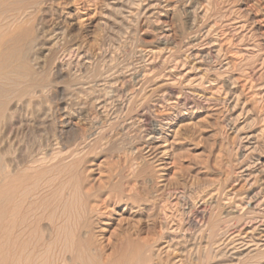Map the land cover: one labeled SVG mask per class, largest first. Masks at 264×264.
Segmentation results:
<instances>
[{
	"label": "rangeland",
	"instance_id": "374dc122",
	"mask_svg": "<svg viewBox=\"0 0 264 264\" xmlns=\"http://www.w3.org/2000/svg\"><path fill=\"white\" fill-rule=\"evenodd\" d=\"M100 1L58 0L50 12L37 14L36 23L60 27L50 40L34 33L38 39L32 56L38 62L32 79L46 80L49 87L33 100L28 94L29 109L20 103L28 101L27 95L11 100L5 117L9 130H3L5 124L0 132L6 134L0 144L5 157L18 160L35 146L60 154L72 151L67 167L54 172L49 194L52 203H66L73 232L96 217L83 210L79 191L91 192L96 198L91 205L100 204L96 195L103 199L113 187L123 191L126 202L100 209L108 227L103 262L127 237L153 242L164 231L161 226L179 225L182 209L193 202H203L217 217L228 213L231 229L249 224L254 213L263 214L264 0H198V5L191 0L124 5L119 0L113 20L106 16V1ZM139 5L151 9L142 13ZM190 8L197 13L195 22ZM122 10L130 14L127 23H122ZM70 40L83 41L87 54L68 48ZM56 63L61 73L54 70ZM76 78L89 83L86 93L91 96L72 90ZM99 98L109 100L106 112L98 110ZM38 113L45 118L42 122L35 120ZM155 131L161 136L156 149L148 146ZM245 132L257 142L256 149L246 148ZM165 148L169 151L160 156ZM250 163L249 171H242ZM251 195L258 198L257 208L251 203L242 208L239 202ZM66 258L65 264H81L71 262L70 253Z\"/></svg>",
	"mask_w": 264,
	"mask_h": 264
},
{
	"label": "bare ground",
	"instance_id": "6f19581e",
	"mask_svg": "<svg viewBox=\"0 0 264 264\" xmlns=\"http://www.w3.org/2000/svg\"><path fill=\"white\" fill-rule=\"evenodd\" d=\"M105 1H106L105 5L109 12L106 13V16H108L110 20H113L112 15L115 14L113 18L115 17L117 18V8H118L119 0H105ZM120 1L121 3H123V1L125 2L127 1V3L129 4L131 2L132 3L138 2V0H130V1L120 0ZM197 1L198 0H191L193 5L197 4L198 3ZM103 2L101 3L103 4ZM56 3H58V0H0V132H4L1 130L4 128L5 124H6L5 126L6 128H4L3 130L5 129L9 130V128H7V125L9 127V123H7V120L9 118L6 119L7 118L6 114L10 108L9 104L11 103L12 99L14 100L15 98L20 97L18 99L23 100L22 99L23 95L25 97V95L28 96V94H30V96H32L31 99L33 100L35 96L37 97L38 94L41 95L42 93H44L47 87H49L48 84H46L48 83L46 82V80L43 81L40 80L41 79L40 78L39 81L38 79L36 81L32 79V77H34L33 66H36V62H38L35 61L37 59L34 57L37 55L34 54L32 56V50L34 49V46H36L35 45L36 39H38V35L34 36L35 32L40 33V35L43 34L44 36L47 37L49 36V40H50V35L54 33V31L60 28L58 25V26H54L53 28L49 27L47 29V27L40 25L42 23L38 24L35 21V18L37 17V14L39 12H43L45 11V9H48V11L50 12L52 5H55ZM148 7L139 5L137 7L138 9L137 8L136 9L144 10V12L142 13H145L146 10L148 11V9H151L150 7L149 8ZM53 11L54 10H52V12ZM188 12L193 22H195L197 19V13L195 9L193 10L192 8H190ZM120 15L122 18V23L123 21H126V23L127 21H129L130 19L129 13L127 15L126 12L123 11ZM100 18L102 19V16ZM114 21L116 20L114 19ZM35 23L38 25H36ZM34 28L36 29V31H34ZM46 41H48V39ZM114 42L116 43V41ZM84 45H83V41L80 42V40L79 41L70 40L68 41L66 46L72 49L76 48V50H78L80 53H85L88 50L84 52L83 50V48H85ZM87 60H85V65H87L86 63ZM30 62H32L33 65ZM89 62L90 61H88V64H90ZM83 65L82 68L84 67ZM87 69L88 68H85V70ZM54 70L57 73L60 72L59 63L55 64ZM76 80L77 82H75L74 88L72 90L76 91L79 94L89 95V92L88 94L86 93L88 91V87L86 86V84L89 85V83H85L84 81L83 82L78 81V78H76ZM41 97L42 96H40V98ZM29 99L30 98L28 96L27 102L25 98L23 102L19 100L21 101L20 103L22 104L23 108L26 109L28 108V106H30L31 100ZM99 99L97 101H99ZM106 102H109V100ZM106 102L105 100L100 99V101L98 102L99 104L98 110L106 107ZM114 105L116 106V104ZM46 114L47 113H45V115ZM43 119L45 118H42L41 115L39 117L36 116L35 118L36 121H41V122ZM235 126L236 125L233 124L232 128L233 127L235 128ZM245 133H246L245 137L247 138L246 148H252V150L254 148L256 149L257 142L255 141L256 142L255 143L254 141H252L253 136L251 135L249 136L247 132ZM5 135L6 134L0 136V144L6 141ZM160 137L161 136L158 135L157 131L153 132L151 137H149L150 139H148L149 140L148 146H150L151 148L153 147L154 149L159 147V145H157L158 144L157 141L159 140ZM41 147L35 146L30 150L28 149L27 153L18 160L12 159L10 157H5L6 154L0 149V264H65L67 262V258H66L67 253H70L71 255V262L78 261L81 264H259V263L263 264L262 262H264V212L263 214L260 213L261 214L260 216L259 213L252 214L251 215L252 220L250 219L252 221V222L250 221L251 223L248 221L249 224H244L243 226L240 225L239 227L237 226L238 227L237 229H231L230 228L231 226H228L230 220H228L226 217L227 215H229L228 213L225 214L224 216L219 215L217 217L213 213L209 212L203 206L204 204L202 201H200L202 202L201 204L200 203L197 204L193 202V204L191 205L189 204L188 207L183 208L181 213L179 212L180 213L179 216L181 218V223L180 224L178 223L179 225L177 226L168 225L169 226L168 227L166 224L165 226L163 225V227L161 226V228L164 229V231L160 234L159 238L157 239L153 238L154 239L153 242H149V241L146 242L144 240L145 243L142 244V242H139L138 240L127 237L123 239L121 248L119 247L120 249L117 251V253L113 257L108 258L106 262H103L104 247L102 245L103 243L102 239L105 237V229H107L108 227L105 228L106 226L104 224L106 222L104 221L105 223H103V221L99 217V213H101L104 207L107 208L111 204L115 203V205H117V202H122V201L124 202V200L126 202L125 194L123 193V191H119L117 188L109 187L111 188L109 189L110 192L108 191L107 195H105L103 199H101L102 195L99 196L96 195L97 197H99V199L97 200H100V204L97 203L96 205V203H92L91 205V200L92 198H94L91 192L89 191L83 192V190L79 191L81 194L80 201L84 208L83 210L85 212L91 210L90 212L93 214L95 213L96 217H94L95 218L94 221H92L91 219L86 221L87 224L86 225L83 224L84 225L83 227H81L80 225V228L79 227L74 228V232H73L70 223L71 215L68 212L66 203L62 204L60 200L57 203H52L51 200L52 197H50L49 194L50 193L49 190L51 189V187H54V183H53L55 177L54 172L58 171V168H62L64 170L65 169L64 167H67L69 162L67 163L66 160L72 158L70 157L71 156L70 153L72 151L65 154L64 153L60 154V153H54L53 150L51 149H47L48 147L46 149L43 148L44 146ZM50 148H52V146ZM168 149L169 148H165L164 150L162 149L163 151L162 150H161L162 152L160 151L161 152L160 156H164L165 151H167ZM159 157L157 158L155 157L156 160H159L160 159ZM250 166L251 163L249 165L247 164V167L245 169H242V171L243 170L249 171ZM246 175L250 176V174H246ZM108 178H110V176ZM117 190L119 191V193ZM53 195H57V193L53 192ZM247 198L239 202L240 206H242L243 208L245 207V204L251 203L252 205L254 204L253 210L254 208H257L258 205L257 196L256 199L255 196L252 195L248 196ZM213 203L214 202L211 201V205ZM98 205L100 206L99 208ZM48 209L49 212H47ZM231 210L233 211L234 209L232 208ZM163 214L164 215L162 216L164 217L165 215L167 216L168 213L164 212ZM242 219L243 217L241 218V220ZM45 221L47 222V224L44 223ZM186 226L188 227L185 229ZM188 228L190 229L193 228V230L190 233H187L186 230ZM173 233H175V235Z\"/></svg>",
	"mask_w": 264,
	"mask_h": 264
}]
</instances>
